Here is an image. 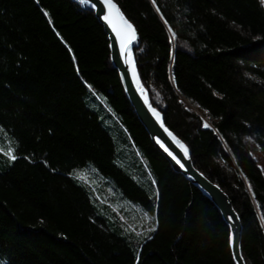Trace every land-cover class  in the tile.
Returning <instances> with one entry per match:
<instances>
[{"label":"trees","instance_id":"1","mask_svg":"<svg viewBox=\"0 0 264 264\" xmlns=\"http://www.w3.org/2000/svg\"><path fill=\"white\" fill-rule=\"evenodd\" d=\"M119 1L141 34L135 60L153 106L231 198L246 264H264V176L252 156L255 142L264 157L261 0H155L182 45L174 59L154 10ZM30 35L91 47L97 69L70 62L61 73ZM107 53L102 27L66 0H0V264H235L219 210L122 110ZM41 60L49 67L25 68Z\"/></svg>","mask_w":264,"mask_h":264},{"label":"bare ground","instance_id":"2","mask_svg":"<svg viewBox=\"0 0 264 264\" xmlns=\"http://www.w3.org/2000/svg\"><path fill=\"white\" fill-rule=\"evenodd\" d=\"M66 1L77 6L80 10L84 11V13L86 12L87 14L92 15L95 18V20L98 22V24L102 27L105 40L108 41V43L110 44L109 41L111 39H113V36L107 30L108 20L105 19V16L102 13H100L97 8L91 7V6H88L87 4H85V3H87V0H66ZM138 1L141 2L142 4L148 5L150 8H152L154 10L155 14L157 15L158 19L160 20L161 24L166 29V31L169 35V38H170V44L172 46L171 47V57L174 59L178 46H182V45H180L178 43L177 34L174 32L173 28L170 25L172 16L169 13V9L160 5L159 3H156L155 0H138ZM99 2L104 9L108 8V3L105 0H99ZM111 3L116 5V9H114L113 12L118 13L120 15H123V17L126 19V21L129 24H131L132 30H135V32L137 34V40H138L137 47L135 50L132 51V55H131L132 59L134 60V64H135V73H133V69L131 66V73H132V77L134 79V80H131V84L133 85V89H132V91L127 92L126 88L123 87V85H122V89L124 92L123 98L126 101V103L128 104V107L127 108L123 107L122 110L124 112L130 114V115L132 114L136 118V120L140 124L143 131L146 132V134L148 135L149 142L155 148L160 147L165 151V153L172 155V156L175 155V152L172 151V149H171L172 143H174L175 147H177L179 149H183L181 147V144L184 145L188 149L190 154H188L187 157H185V155H177V160L179 161V164H183L187 168L189 174L192 177H194V178H190V179H193V181L198 186L196 184H194L193 182H191L187 179L186 180L193 187H195L202 194L203 197H205L209 202H211L214 205V207L217 206V202H220V203L224 202L226 195L231 200V198L229 197L227 192L221 186L215 184L206 174H204V172H202L200 169L196 168V166L192 160V152L189 148L188 143L185 140H183L181 137H178L173 131L172 132L178 137L176 140H174V142H173L172 138L165 137L163 135V131L158 129V128L152 129V128L148 127V131H147L145 124L143 123V120L146 122V124L148 126L147 122H148V120H151V119L149 117V113H148V110L146 109L147 107H145V105L149 104V105L153 106V103H152V100H151V97H150L148 90L145 88V86L143 85V83L140 79V76L138 73L137 63L135 60V55H136L135 51L142 47L141 34L139 32L137 24L128 15L126 10L121 5L120 1L119 0H111ZM39 30L43 34L47 33V28L45 26H40ZM82 30L87 36L89 34L94 33V32L96 33V29L91 23H84L82 25ZM122 31H123V40H127L129 38V36L131 35V31L125 26L123 27ZM183 33L186 35L185 32H183ZM30 38L32 41L28 42V45L33 47V48H39L43 52L44 56L47 59H49L50 62L61 73H63V72L60 70V65H62V64L65 65V64H68L70 62H72V64L75 66L76 70H78V65L87 66L88 70H90L91 68L97 69V67L94 66V63L99 62L101 55L97 52H92V49L89 46H83L78 41H75L74 44H72V45H69V44L66 45L67 50H64V49L57 47L53 40H52V42L50 40H40V39L35 38L33 35H30ZM49 39H53V38H49ZM95 39L100 41V39L97 37V35H96ZM133 40H134V38L131 40V42ZM72 50H75L76 52H73ZM24 52H26V50ZM93 53H94V56H92ZM11 58L14 61V58L13 57H11ZM81 61H83V63ZM104 61L112 65L113 70L117 72L119 79H121L119 70L116 69L114 66L113 52L111 49H110V53L106 54ZM215 63L218 64V61L216 60ZM86 64H89V65H86ZM49 65H50L49 62L41 60L38 62L28 63L25 66V68L29 71L39 72V71L44 70L47 67H49ZM20 69L21 70L24 69L23 64L20 65ZM98 71H99L100 77H102V78L106 77L102 71H100V70H98ZM56 85L59 86L60 83L57 82ZM146 98H147V100H146ZM92 99H94V97H90V100H92ZM113 99L117 102L124 103V102H122V100L120 99L119 96H114ZM98 100L101 102L104 101V100L99 99V98H98ZM182 102L184 104H186L187 109H189L191 111L196 110L200 114V116L203 118V121L206 124H208L209 129H211L212 131L216 130L213 123L212 122L210 123L207 119H205L202 116L203 113L198 108L192 107L190 104H188L184 100H182ZM153 108L156 110V113H158L159 115L160 114L163 115L160 109H158L154 106H153ZM151 135L153 136L155 142H153ZM215 135H216V137L219 136V134H215ZM252 148H253L252 149L253 158L258 159L259 156L261 155V153L259 151L257 144H255V142L252 143ZM190 157H191L190 162H188V158H190ZM260 171L262 172V175L264 176L263 167L260 168ZM85 180L92 183V181H90L89 178H85ZM230 202H232V200ZM225 223L228 226L229 232H230L229 233V243H230V251L232 254V260L234 261L235 264H236V262L239 263L242 259L245 262V259H244L243 253H242V243H243L242 237H243L244 227L242 225V222H241L239 215H237V217L233 218L231 221H229V222L226 221ZM237 229H240L238 251H239L242 259L240 258L239 255L234 257L233 253H232V249H231V231H232V240H233V234L237 231Z\"/></svg>","mask_w":264,"mask_h":264},{"label":"water","instance_id":"3","mask_svg":"<svg viewBox=\"0 0 264 264\" xmlns=\"http://www.w3.org/2000/svg\"><path fill=\"white\" fill-rule=\"evenodd\" d=\"M107 2V0H105ZM87 4L88 6L91 7H95L98 9V11L100 13H102L105 17L108 16L109 14V10L108 8L104 9L99 0H87ZM126 19L123 17V15H120L118 13L113 12L112 13V17L110 20H108V24H107V30L112 34L113 39H111L110 42V49L113 52V61H114V66L116 69L119 70L120 72V77H121V83L123 85V87L126 88L127 92L132 91L133 89V85L131 84V80H134L132 77V73H131V66L134 63V60L131 57V62H129L128 60H126L125 55L122 52V48H121V40L123 39V27H127V24H129L127 21V23H125ZM128 28V27H127ZM131 32H134V40L128 45L129 50L132 51L136 49L137 47V34L135 32V30H131ZM119 33V34H118ZM145 107H147L146 109L148 110L149 113V117L151 120H148V126L146 124V122L143 120V123L145 124V127L148 131V127L155 129L158 128L160 130L163 131V135L167 138H172L173 142L174 140H176L178 137L172 132L170 131L166 124H165V120H164V116L163 115H159L160 119H157V116L153 113V106L146 104ZM171 134V135H170ZM153 142H155L153 136L151 135ZM157 148V147H156ZM158 151L165 157V159L168 161V163L172 166V168L174 169V171H176L177 173L181 174L182 176L185 177V179L193 182L194 184H196L193 179L190 178H194L192 177L187 168L183 165V164H179L178 160H177V155H184V149H179L177 147H175L174 143H172V151L175 152V155H169L167 153H165V151L158 147L157 148ZM188 154L189 151H188ZM190 158H188V162H190ZM183 165V166H182ZM197 185V184H196ZM198 186V185H197ZM229 198L226 195L225 201L220 203L217 202V208L218 210L221 212L222 218L223 220L226 222L231 221L233 218L237 217V212L234 209L233 203L230 202L228 200ZM239 231L240 229H237V231L233 234V240H232V231H231V249H232V253L233 256H240V253L238 251V242H239ZM241 258V256H240ZM242 259V258H241ZM236 264H246L243 259Z\"/></svg>","mask_w":264,"mask_h":264},{"label":"snow or ice","instance_id":"4","mask_svg":"<svg viewBox=\"0 0 264 264\" xmlns=\"http://www.w3.org/2000/svg\"><path fill=\"white\" fill-rule=\"evenodd\" d=\"M107 3H108L109 14H108V16L105 17V19L106 20H110L111 17H112L113 10L116 9V5L113 4V3H111V0H107ZM262 3H264V0H262ZM125 23H127V22L125 21ZM127 27H128V29L130 31L132 30L131 24H127ZM133 38H134V32H131V35L129 36V38L127 40H123V39L121 40L122 52L125 55L126 60H128L129 62H131V55H132V53L129 50L128 45L131 43V40ZM132 69H133V73H135V64L134 63L132 64ZM146 100H147V98H146ZM153 113L157 116V119H160L159 114L156 113V110L155 109H153ZM204 126L205 127H208V124H205ZM181 147L184 149V155H185V157H187L188 156V149L184 145H182V144H181ZM11 159L15 160L16 157L14 155H12L11 156ZM151 230H154V229H151Z\"/></svg>","mask_w":264,"mask_h":264},{"label":"rangeland","instance_id":"5","mask_svg":"<svg viewBox=\"0 0 264 264\" xmlns=\"http://www.w3.org/2000/svg\"><path fill=\"white\" fill-rule=\"evenodd\" d=\"M261 2H262V0H261ZM263 4V6H264V3H262ZM109 46H110V44H109ZM160 153V152H159ZM161 154V153H160ZM163 156V155H162ZM164 157V156H163ZM259 159V161H260V167H263V169H264V157H259L258 158ZM168 162V161H167ZM217 208V207H216ZM218 209V208H217Z\"/></svg>","mask_w":264,"mask_h":264}]
</instances>
